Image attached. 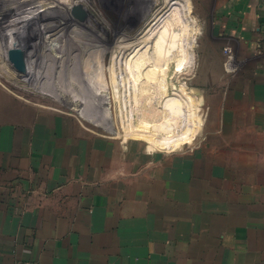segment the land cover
Returning <instances> with one entry per match:
<instances>
[{"label": "crops", "instance_id": "0c3cea01", "mask_svg": "<svg viewBox=\"0 0 264 264\" xmlns=\"http://www.w3.org/2000/svg\"><path fill=\"white\" fill-rule=\"evenodd\" d=\"M216 11L208 36L242 67L220 57L210 127L182 146L101 134L0 83V264H264V0Z\"/></svg>", "mask_w": 264, "mask_h": 264}, {"label": "rangeland", "instance_id": "374dc122", "mask_svg": "<svg viewBox=\"0 0 264 264\" xmlns=\"http://www.w3.org/2000/svg\"><path fill=\"white\" fill-rule=\"evenodd\" d=\"M184 1L187 4V7H189L187 9H190V18L193 17L195 21V33L193 36L195 40L192 43L195 61L193 66L184 69L179 75L172 73L170 77L172 76L171 84H185L188 88V93L195 96L194 103L195 111L197 113V115L195 114V119H197V131L195 136H203L210 127L208 124V118L211 95L217 94L214 93V89H220L219 87L216 88V86H213L211 82L213 79L211 77V71L214 68H218L219 59L220 57L222 58V55L224 56L225 53L223 47L226 46L223 43V39L220 40L217 38L215 44L213 43V39L211 42L208 36V33L210 32L208 26H211L213 23L214 15L217 12L216 10L219 9L222 2L226 0ZM8 2L12 4V0H6V5ZM30 2L32 3L30 7L36 8L35 12L24 11V8H26L24 6L22 7V12L6 11V13L0 14V27L4 26V29L10 31L31 30L36 28L47 29L50 24H53L52 21L60 16L61 10L65 4L70 5L75 2L82 3L88 10L89 14L86 21H77L76 26L68 21L67 27L72 30L71 34L68 37L66 36L69 38L68 45L57 43L45 48H40L39 45L45 44V42L40 41L35 44L36 47L33 48L35 54L31 59L32 61H38L40 63H37L36 66L38 72L40 71L37 76L39 82L41 84L43 83V87L45 88L52 89L57 86L55 88H59V92H55V90L52 89V94H49L33 88L27 89L26 86L19 85L17 82L9 78V72V76L5 74L6 69L1 64L3 62L2 58H0V83L23 100L33 101L40 106L53 108L77 116L88 128L101 134L125 137L137 136L128 132L130 122H133L132 120H128L129 112L133 110L137 112L138 104L141 99L150 96L153 92L150 90L142 92L143 88L135 83L133 84V87L130 86L132 90L129 91L128 84L125 83V78L126 75H128L127 72H134V70L131 69H134L135 67H131L130 70H125L122 66H132L133 63H137L134 62V59L136 60L137 58L136 56L142 53L150 55L153 48H158L161 45L164 46L165 41L170 40L165 34H160L163 32L167 33L170 31L169 26L172 27V22L161 18L164 13H170L171 11L167 10L165 7L167 4L166 0H30ZM52 8H55V10ZM161 9L163 10L159 13ZM181 15V18L184 21H187L186 12L183 11ZM171 17L172 15L166 17V19ZM164 21L169 22L166 23ZM187 23L188 22L184 25L189 27ZM189 23H191V21ZM146 25L148 27L144 31L147 34L141 38L139 35H141V31ZM188 27L182 29L188 32ZM76 29H78L80 33L82 31V34H76L78 32H76ZM0 31H2L1 28ZM83 35H86V37ZM189 36H191V31L186 33V36L184 35L187 41L189 40ZM135 37L140 38L137 43H134ZM73 39H77V41ZM93 39L97 40L94 41ZM25 40H28L27 36H25ZM31 43L34 42L31 41ZM92 44H96V46H93ZM67 46H71V48L74 47L75 49H71ZM65 47L68 50H63ZM73 49L75 51H73ZM41 51L43 54H41ZM69 51L72 52L70 53ZM46 52L49 53V55H47ZM207 52L216 53L218 56L216 55L214 57L213 54H208ZM53 54L55 56H53ZM26 55L27 54L23 52V58L27 61L28 58ZM47 56L51 57L48 58ZM81 58L82 60H80ZM21 60L22 59L20 58V62ZM47 62L50 63L51 66H48L49 64ZM16 65L15 69H18V64ZM224 65L228 68L226 63ZM1 67L3 68V71ZM24 67H28L26 62L24 66L21 64V68L26 70ZM20 71L23 72L22 70ZM47 72H50V76L47 75ZM45 84L46 86H44ZM124 85L127 87L123 88ZM148 87L149 86H146V88ZM138 88H140L139 93L137 90ZM171 91L172 89L169 90V92ZM68 100L70 102L73 101L75 104L78 103L79 109L78 106L77 109L69 106L67 104V102H69ZM107 105L109 106V115L111 116L110 122L108 123L102 118L93 121L92 118L96 117V114L99 116L102 114V112H99L100 109H103L102 117L105 118V112L108 109ZM139 109L140 111L142 110L141 103L139 104ZM78 110H85L88 112L89 115H91V120L84 118L82 112ZM178 113L180 116L181 112ZM178 113L176 112V109H173V112H171L170 115L174 123L170 120L171 118H169V120L166 121L167 123H164L165 126L161 128L162 131L160 129V133H171L174 136H179L182 131L187 130L188 122L182 121L180 118L177 119V117H179L177 116ZM136 114L134 115L135 117H137ZM174 114V118L176 117L175 119H173ZM176 119L177 121H175ZM170 121L172 122L171 125ZM133 123L137 125V119ZM169 126L171 128L174 127L171 129Z\"/></svg>", "mask_w": 264, "mask_h": 264}, {"label": "bare ground", "instance_id": "6f19581e", "mask_svg": "<svg viewBox=\"0 0 264 264\" xmlns=\"http://www.w3.org/2000/svg\"><path fill=\"white\" fill-rule=\"evenodd\" d=\"M166 2H167V4L165 5V7L167 8V10H171V11H170V13H164L161 16V18L163 20L165 19V20H169L170 22H172V24H171L172 27H170L168 25L170 31H168L167 33L163 32L160 34H165L167 36V38L170 39L171 41L170 40L165 41L164 46L161 45L158 48H153L152 53L150 55L142 53V54L136 56L137 58H136V60L134 59V62H137V63H135V64L133 63L132 66H128V65L122 66L125 70H127V69L130 70L131 67H135L134 69H131V70H134L133 73L127 72L128 75H126V78H125L126 82L124 81L125 83L128 84L127 86L129 87V89H128L129 91L132 90V88L130 86L133 87V84L135 83L136 85L139 84L138 86H141V88H143L142 92H146L148 90L153 92L150 96H147L146 98L141 99V101H140L141 106H142L141 111L139 109V104H140L139 103L137 112H135L134 110L129 112L128 120L129 121L132 120L133 122H135V120L137 119L138 123H137V125H135L133 122H130L128 132L131 134L137 135V136H133L134 138L135 137L145 138L146 140H148L152 144H155L157 146L164 147V148L169 147V146H182L183 144H186V143L192 141V139L194 138L195 133H196V124H197V119H195V114L197 115V113L195 111V103H194L195 102V96L192 95L191 93H188V91H187L188 88L185 84H178V85H175L174 83L171 84L172 76L170 77V75L172 73L175 75H177V74L179 75V73L182 72L184 69L193 66V63L195 61V55H194V49L192 47V43L195 40V38H193L194 33H195V30H194L195 21H194L193 17L190 18L189 13H191V12H190V9H187L189 7H187V4L185 3L184 0H166ZM76 3H79V2H75L74 4H76ZM74 4H72V3L70 5L65 4L61 10L60 16L56 20L52 21V23L54 25L50 24L47 27V29L36 28V29H31V30H20V31L19 30L10 31V30L4 29V30L0 31V58L3 59V62L1 64L6 69V70L4 69L5 74L8 76L10 74V76H9L10 79L17 82L21 86H26L27 89L33 88V89H36L38 91H42V92L49 93V94H52L51 93L52 89L55 90V92L56 91L59 92V90H58L59 88L58 89L55 88L57 86H55L52 89L47 88V87L46 88L43 87V83L41 84L38 80L39 78L37 77L40 71L38 72V69L36 68V66H37V63L38 64H40V63L38 61H32L31 57H33V55L35 54L33 52V50H34L33 48L36 47L35 44L39 43L40 41L45 42V44L39 45L40 48L41 47L45 48L49 45H55L57 43L68 45L69 38H67V37L71 34V31H72L69 29V27H67L68 21H70L72 24H74V26H76V23H77L75 21V19L71 16V13H70L71 8ZM176 4H178V5H176ZM173 6H175V7H173ZM53 10H55V8ZM162 10L163 9H161L159 11V13ZM183 11H185L187 14V21H184L181 18V16H182L181 14ZM171 15H172L171 18L166 19V17H170ZM169 21H164V22L168 23ZM190 21H191V23H189ZM186 22H188L187 24L189 25V27L184 25V24H186ZM174 24H175V28H174ZM147 27L148 26L146 25L144 27V29L141 31V33H140L141 35H139L141 38H142V36L147 34L144 31ZM186 27L189 28L188 32L191 31V36H189L188 41L184 37V35L186 36V33H188V32L183 30ZM76 32H77L76 34H78V35L82 34V31L80 33V31L78 29H76ZM90 34H86V35H90ZM86 35H83V36L86 37ZM25 36H27V39L30 42L28 40H25ZM136 38L137 37H135L134 43H137L138 40L140 39V38H137V39ZM34 39H36V40H34ZM73 40L77 41V39H73ZM93 40L95 41L97 39H93ZM31 41H33L34 43H31ZM98 41H100V40H98ZM92 45L96 46V44H92ZM67 47L71 48V46H67ZM72 48H74V47H72ZM74 49H73V51H75ZM63 50L66 51L68 49H66V47H65V49H63ZM23 52H25L27 54L26 55V57L28 58L27 61L25 60V58H23ZM52 52H53V50H52ZM15 53H17L19 55V57L22 59L20 63L23 64V66L25 65V62L27 63L28 67H24L26 70H24L22 68H18V67H17L18 69H15L17 65L15 64L16 65L15 66L9 58V55L12 54V56H13ZM41 54H43L42 51H41ZM75 54H76V52H75ZM79 54H80V52H79ZM47 55H49V53H47ZM53 56H55V55L53 54ZM78 56H80V55H78ZM50 57H48V58H50ZM65 58H66V56H65ZM82 58L80 60H82ZM48 64H49L48 66H51L50 63H48ZM48 68H50V67H48ZM20 70H22L23 72H21ZM2 71H3V68H2ZM8 72H9V74H8ZM49 73L47 74L48 76H50ZM41 74H42V72H41ZM49 79H51V78H49ZM46 81H45V83H46ZM46 84L44 86H46ZM55 84H57V83H55ZM127 86L124 85V87L123 86L122 87L125 88ZM146 86H149V87L146 88ZM123 88H122V91H123ZM171 89H172V91L169 92V90H171ZM137 90L139 93L140 88H138ZM55 97H56V95H55ZM59 99H60V97H59ZM86 102H87V100H86ZM67 104L69 106L75 107L76 109L78 106V109H79L78 103L75 104L73 101L72 102L69 101V102H67ZM108 104H109V102H108ZM108 107L109 106L107 105V108ZM99 108H101V107H99ZM104 108H105V104H104ZM80 109H83V108H80ZM173 109H176L177 113L181 112L180 116L178 113L177 116H179V117H177V119L180 118L182 121L188 122L187 130L182 131L179 136H174L171 133H166V134L160 133V129L165 126L164 123L167 120H169V118H171L170 114H171V112H173ZM102 110L103 109L99 110V112L100 113L102 112V114H100V116L96 114V117H93L92 120L97 121V120H99V118H102V119L106 120V122L109 123L110 119H111V116L109 115V113H110L109 108L105 112V118L102 117V115H103ZM78 111H80V110H78ZM104 111H105V109H104ZM80 112H82V116L84 118L91 120V118H90L91 115H89L88 112H86L85 110L80 111ZM107 114H108V116H107ZM135 114L137 115V117L134 116ZM174 116H175V114L173 115V119L176 118V117L174 118ZM177 119L175 121H177ZM170 120L173 122L172 118ZM171 121H170V125L172 123ZM172 125H174V124H172ZM161 131H162V129H161Z\"/></svg>", "mask_w": 264, "mask_h": 264}, {"label": "water", "instance_id": "95a60500", "mask_svg": "<svg viewBox=\"0 0 264 264\" xmlns=\"http://www.w3.org/2000/svg\"><path fill=\"white\" fill-rule=\"evenodd\" d=\"M71 16L75 19V21H86L88 17V10L85 8V6L82 3H76L71 8ZM10 60L14 64H18V68H21L20 63V57L17 53H15L13 56L12 54L9 55Z\"/></svg>", "mask_w": 264, "mask_h": 264}, {"label": "built area", "instance_id": "2783aa9c", "mask_svg": "<svg viewBox=\"0 0 264 264\" xmlns=\"http://www.w3.org/2000/svg\"><path fill=\"white\" fill-rule=\"evenodd\" d=\"M226 58L225 63L230 71H238L241 67V61L235 58V55L228 49H225Z\"/></svg>", "mask_w": 264, "mask_h": 264}]
</instances>
